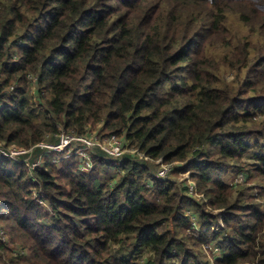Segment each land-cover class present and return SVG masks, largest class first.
<instances>
[{
    "label": "trees",
    "instance_id": "16d2710c",
    "mask_svg": "<svg viewBox=\"0 0 264 264\" xmlns=\"http://www.w3.org/2000/svg\"><path fill=\"white\" fill-rule=\"evenodd\" d=\"M58 125L127 151L96 150L88 172L2 157L0 264H21L15 247L22 264H140L116 245L144 264H264V0H0V143L57 142ZM243 170L247 185L223 176Z\"/></svg>",
    "mask_w": 264,
    "mask_h": 264
},
{
    "label": "built area",
    "instance_id": "2783aa9c",
    "mask_svg": "<svg viewBox=\"0 0 264 264\" xmlns=\"http://www.w3.org/2000/svg\"><path fill=\"white\" fill-rule=\"evenodd\" d=\"M30 78L34 86L36 77ZM57 128V142H48L47 140L50 135H47L46 141L39 142L29 148L18 147L17 145L7 146L5 143H0V157L11 161L23 162L30 170L37 167L46 168V164L60 167L64 160L73 158L77 170L88 172L93 168V154L96 150H103L104 153L107 152L105 154L112 159L121 157L127 151V142L123 135L111 134L101 139L97 130L94 131L95 129H92L93 131L90 133H88L90 130L88 129L86 133L79 134L71 130H64L60 125ZM136 151V149H131L130 152L136 153ZM171 170L172 168L169 165H160L155 176L157 178H165ZM243 174V172L237 174L238 179H236L235 184L243 181ZM184 181L188 193L194 195L195 182L191 179H184ZM39 202L45 206L47 211L50 210L44 199H39ZM192 224L194 229L199 230V223L197 221H192ZM0 238L2 241L6 239L3 231H0ZM205 246L211 248L212 252L216 251L214 254H218L219 248L216 245L207 244Z\"/></svg>",
    "mask_w": 264,
    "mask_h": 264
},
{
    "label": "rangeland",
    "instance_id": "374dc122",
    "mask_svg": "<svg viewBox=\"0 0 264 264\" xmlns=\"http://www.w3.org/2000/svg\"><path fill=\"white\" fill-rule=\"evenodd\" d=\"M228 17H229V22H228V25H229V27L231 28V29H233V31L234 32H236V34L237 35H239V36H242V37H244V36H248L249 38H251V39H253V40H255L256 38H258L257 36H251V35H249L248 34V31H249V28H248V26L246 25V24H244L242 21H240L239 19H238V16L235 14V13H229L228 12ZM32 88V87H31ZM34 88V87H33ZM32 93H36L35 91H34V89H33V92ZM36 99H37V97H36ZM38 100V99H37ZM36 100V101H37ZM37 105H39V103L37 102ZM43 117H44V115H43V113H42V111L41 112H39V118L40 119H43ZM93 130H91V128H90V130L88 131V133H90V132H92ZM94 131H96V130H94ZM103 149V148H102ZM103 151V150H102ZM104 152V151H103ZM105 153H107V152H105ZM108 159H111L112 160V158H110L108 155H105ZM2 157H0V159H1ZM4 158V157H3ZM6 159V158H5ZM251 159L252 158H249V156H245V161H247V162H250L251 161ZM8 160V159H7ZM165 165H167V164H165ZM158 168H159V166H158ZM157 168V169H158ZM168 168V167H167ZM117 167H113V168H110V167H107L106 168V172H105V174L107 175V176H110V175H112V174H114V173H118L117 172ZM119 170V169H118ZM172 171L173 172H171V174L170 175H176V173L174 172V170L172 169ZM241 171H239V172H229V173H227V174H223V176L225 177V178H227V180H228V182L230 183V185H232V187H236V185H238V186H240V185H247V184H249L250 182H249V176H250V173H249V171H247V170H243L242 172L244 173L243 174V181H241V182H239V183H237V184H235V181H236V179H238V177H237V174L238 173H240ZM188 177H190V174L189 173H187V174H185L184 175V177H182V178H180V181L182 182V181H184V179H187ZM183 179V180H182ZM190 179V178H189ZM193 181V180H192ZM147 183H148V185H150V180H148L147 181ZM237 186V187H238ZM250 187H251V191L256 195V183L254 182V183H252V184H250ZM199 226V225H198ZM16 248V250L15 251H13V249L11 250V255L13 256V257H15V258H17V262L18 263H25V261H29L30 260V257H29V251L26 249V248H21V247H15ZM19 249H20V251L23 253V254H19ZM24 249V250H23ZM13 252V253H12ZM199 253L201 254V256H202V258H203V260H205V261H207V262H209V264H212V261L209 259V257L208 256H210V253H207L206 254V252L205 251H203V250H201V251H199ZM213 253H216V251H213ZM112 254L114 255V256H116V257H123V256H129V255H134V256H136V257H138V258H140V260H139V263L140 264H144V263H146V261H147V259H149L150 257H151V254H152V252L149 250V249H143V250H141L140 252H136V251H134V249H133V247L130 245V246H127V247H125V248H122V247H120L119 245H116V246H112ZM174 260V259H173ZM173 260H171V261H173ZM171 261H169L167 264H175V263H173V262H171ZM171 262V263H170Z\"/></svg>",
    "mask_w": 264,
    "mask_h": 264
}]
</instances>
